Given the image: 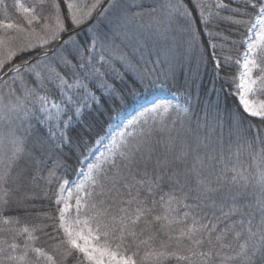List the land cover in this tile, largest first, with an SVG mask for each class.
<instances>
[{"label":"snow or ice","instance_id":"obj_1","mask_svg":"<svg viewBox=\"0 0 264 264\" xmlns=\"http://www.w3.org/2000/svg\"><path fill=\"white\" fill-rule=\"evenodd\" d=\"M46 2L47 0H38V4L25 7L17 0L18 10L24 14V24L13 23L10 19L0 20V30L3 33L0 34V71L18 54L43 49L35 57L30 56L21 64L8 69L12 82L21 81L23 96H15L13 100L11 97L15 90L9 89L10 98L5 102L4 96L0 95V186L15 185L17 191L23 186L28 173L39 163L36 149L37 144L42 142L34 140L31 121L57 126L56 131L49 128V136H59L58 148L67 145L77 150L84 148L91 151L88 141L82 138L73 141L67 129L73 116H79L82 107L87 106V99H95L85 81L99 73L95 67H92L91 72L86 70V55L90 56L91 52L95 51L97 43L100 44L102 52L111 57V60H105V56L101 55L100 59L109 63L112 71L119 72L112 64L115 60L125 68L138 71L139 83H143L150 75L147 70L136 69L108 33L93 32L96 25L88 28V31L93 33L90 45H85L81 50V45L75 41L71 32L94 18L93 13L101 7V0L84 6L76 0H51L48 5L51 11L48 15H42ZM235 2L236 0H228L227 3L217 2L210 6L205 0H187V3L184 0H176L175 3L169 0L162 6L161 16L149 14L146 25L145 13H130L131 8L143 6L133 4L124 12V20L131 24L139 18L141 26L159 29L170 27L179 19L182 21L181 28L187 36L189 47L207 45L213 50L209 53L213 58L216 45L211 43V40H204L202 35H214L208 29L210 16L214 15L245 28L246 35L240 41L245 46V51L236 61L238 65H241L242 61L243 70L236 78H232V91L227 94L236 97L240 108L250 118L264 121V102L253 99L258 92L264 91V0H242V7L232 8L231 4ZM61 4L66 8V15L61 11ZM0 5L6 10L5 0H0ZM37 7L41 14L37 13ZM110 7L117 5L110 3ZM107 11L108 9H105V12ZM155 11L152 10L153 13ZM223 11H230L233 15L221 16ZM105 12L99 15L104 16ZM196 12H199V16L195 15ZM234 16L241 18L234 19ZM66 20L70 22L71 28L65 23ZM37 24L40 25L39 29L34 26ZM62 34L68 36V39L62 40ZM14 41L18 43L14 45ZM53 43L72 44L77 51L75 58L78 62L73 64L66 57L57 59L54 54L50 55L48 46ZM5 50L6 54H3ZM229 60L230 57H225L226 67L229 66ZM213 62L219 69L221 61L214 59ZM56 64L71 68V76L62 75ZM21 69L33 77L36 87L30 88L24 84V77L20 75ZM254 70L260 75L254 76ZM0 81H3V77H0ZM224 82H229L227 77ZM49 85L59 92V101L50 98ZM81 89L83 96L78 95ZM41 92L44 94L41 95ZM69 112L72 115H69ZM186 112L188 108L171 105L168 101L153 102L140 113V117L145 113L152 115L151 124L140 117L129 120L112 135L106 149L107 155L102 153V160L89 164L87 171L78 173V176L82 177L79 183L63 180L59 186L56 203L58 206L63 205L58 207L57 211L58 228L63 231L65 237L61 243L67 246L63 254L65 257L71 256L72 250H75L82 254V264H101L103 258H107L109 264H138L134 257L143 245L151 250L145 252L139 264L144 261H149L150 264H164L173 257L178 264L180 261L185 264H232L237 260L239 264H264V136L261 129L254 130L252 139L238 143L235 152L229 142L225 156L223 134L216 135L215 128H211L202 136L199 122L195 128H192L190 123L185 128L183 114ZM173 113V127L179 122L183 132L178 131L176 136L170 135L163 157L157 156L153 160L156 146L162 143V140L153 139L154 133H163L167 119ZM65 116L68 118L64 119ZM137 124H140L139 128L136 127ZM61 125L62 127H59ZM103 139L104 137H98L95 143L99 144ZM254 144L258 145L255 151ZM215 145H219V153L216 152ZM245 146L252 156V165L249 167L254 168V172H250L248 167L242 166L239 161ZM233 156L236 157V163H232ZM149 165H152L151 171ZM250 183L259 189L254 204L249 202L251 194L247 189ZM166 184L179 185L181 191L185 188L187 191L179 200L172 193H164L156 199L157 192L162 191V185ZM73 187L76 190L75 195ZM174 191L173 188L172 192ZM190 196L195 203L182 204L183 200L189 199ZM29 198L31 197L25 195L15 200L11 187H0V213L10 210L13 202L15 208L12 210L27 211L22 201ZM73 200L74 205L71 203ZM176 204H182L192 211H186L182 217H178L175 215ZM205 207L213 210L211 217L198 214ZM157 208L161 210L160 214H157ZM225 208L228 210L225 211ZM73 210L76 216L71 218ZM217 210L220 212L219 216L215 215ZM234 216H239V219L233 220ZM189 219L190 224L187 223ZM0 222L11 224L18 221L2 217ZM221 223L225 226L218 228ZM178 225L184 226L174 227ZM37 230H42L39 225L31 229H21L23 233H28L29 241L38 239L33 235ZM145 232L151 234L145 239H140ZM161 234L166 239L160 240L158 248H153V242ZM229 235L232 240H228ZM233 241L237 242L239 251L234 255H227L224 250L232 249ZM133 245L136 251L125 255ZM205 246L206 250L202 251ZM7 247L15 250L19 246L12 243ZM55 247L59 248L60 245ZM29 250L35 253L38 260L43 258V264H58L54 254H49L29 242L24 244V252L21 255L0 256V264H5L6 261H25ZM5 251L4 247H0V254Z\"/></svg>","mask_w":264,"mask_h":264},{"label":"trees","instance_id":"obj_2","mask_svg":"<svg viewBox=\"0 0 264 264\" xmlns=\"http://www.w3.org/2000/svg\"><path fill=\"white\" fill-rule=\"evenodd\" d=\"M139 1L136 5H142L143 7L131 8L130 13H145V25L149 19V14L156 15L152 10L158 7L163 11L162 6L166 4L162 3L161 0H141L140 3ZM94 2L95 0H78V4L82 6L91 5ZM175 2L173 1V3ZM184 2L187 3V0H184ZM227 2L228 0L224 1V3ZM19 4L27 7L38 4V0H19ZM50 4L51 0H47L42 15H48L51 11L50 7H48ZM5 5L7 6L6 10L3 5H0V20L10 19L13 23H25L23 12L18 10L17 0H5ZM128 6L129 4L124 10H120V8L110 7L109 2L101 11L105 12V9H108L104 16L98 15L94 22L80 29H75L71 34L75 37V41L81 45V50H83V47L90 45L92 40L93 33H90L88 28L96 25L93 32L96 34L108 33L115 45L127 55L135 68L147 70L150 75L143 83H139L138 71L125 68L120 62L115 60L112 61V64H114L119 72L112 71L110 64L100 59L101 55L105 56V60H111V57L102 52L100 44L97 43L95 51L91 52L90 56L86 55V60L88 61L86 70L91 72L92 67H95L99 70V73L85 82L89 84L98 96L95 100L88 103L86 107H82L79 116H73L67 129L68 135L71 136L73 141L82 138L88 141V148L92 150L96 145L95 141L98 137L106 135L108 128L114 123L116 117L128 111L139 95L146 90L151 93L157 89L162 90L165 94L181 96L183 98L180 97L183 101L180 107L188 108V112L183 114L185 128L189 126V123L192 128H195L197 122H199L201 125L200 134L202 136L211 128H215L216 135L222 133L225 156H227L229 142H231L232 150L235 152L238 143H244L245 140L253 138L256 128L261 129V134L264 136V121L258 118H250L240 108L236 97L227 94L232 91L230 87L232 78H236L240 73V65L236 61L241 58V55L245 51V46L240 43L246 35L245 28L242 26L238 27L230 21L219 19L214 15L210 16L208 29L214 35L212 37H208L207 34L202 35L204 40H211V43L216 45L215 57L213 58L209 56V53L213 50L207 45L189 47L187 36L181 28V20H176L170 27H161L159 29L141 26L139 18L135 22L128 24L124 20V12L128 10ZM231 7H242V0H236L235 3L231 4ZM189 8L191 9V5H189ZM36 11L38 14H41L39 7H37ZM61 11L66 15V8L63 4H61ZM195 15L199 16V12H196ZM220 15L227 17L233 15V13L223 11ZM240 18L239 16H234V19ZM243 18L247 19V17ZM65 23L71 28L69 21L66 20ZM34 26L37 29L40 27L39 24ZM9 33L11 34V30H9ZM0 34H3L2 30H0ZM67 39L68 36L63 40ZM13 43L15 45L18 41H14ZM55 44L49 45L48 49L53 48ZM42 51L43 49H39L37 52L18 54L5 66L2 72L13 65L21 64L22 61L29 59L30 56L34 57ZM4 54H6V50ZM51 54H54L57 59L66 57L73 64L78 62L75 58L77 51L72 44H60ZM225 57H230L228 61L229 66L227 67L224 64ZM214 59L221 61L219 69L216 68L213 62ZM56 67L62 75L71 76V68H65L59 64H56ZM256 73L260 75L257 70ZM20 75L24 77V84L28 87H36L33 77L26 71L21 69ZM10 76L11 74L3 79L7 83L0 82V95L4 96L5 102L10 98L9 89L15 90V94L11 99L14 100L15 96H23L21 81L12 82ZM225 77L228 78V83L224 82ZM69 82H71V79ZM101 84L105 86L102 89H98V86ZM48 87L51 89L48 93L50 98L59 101V92L53 89L52 85ZM82 92L83 90L81 89L79 94ZM43 94L41 92V95ZM257 97L264 99V91L258 92ZM69 115H72V113L69 112ZM174 119L175 114L173 113L168 117L167 126L163 133H154L153 139L162 140V143L156 146V154H154L153 160L157 156L163 157L165 145L170 135L176 136L178 131L183 132L179 122L173 127ZM144 120H147L151 124L152 115H149ZM31 123L34 128V140L42 142L37 144L36 149V156L39 161L38 166L28 173L19 191L15 190V185L0 186L11 187L15 200L25 195L31 198L22 201L27 211L12 210L15 208V203L13 202L10 205V210L0 213V218L10 217L14 221H18L11 224L0 222V247L6 249L5 253L0 254V256L7 254L21 255L24 252V244L29 242L33 243L35 247L43 248L49 254H54L58 264H82V254L75 250H72L71 256L65 257L63 255L67 250V246L61 243L65 237L63 231L58 228L57 209L61 205H57L56 197L59 194V186L63 180L74 181L76 179L83 166V161L90 151L84 148L77 150L67 145L58 148L57 145L60 143L59 136H49V128L56 131L53 125L47 123L40 124L35 120L31 121ZM139 127L140 124L137 128ZM215 147L216 152L219 153V145H215ZM257 147L258 145L254 144L253 151ZM239 161L242 162V166L248 167L250 172H254V168L249 167L252 165V156L246 146L239 156ZM232 163H236L235 156L232 158ZM58 164L61 166H57ZM151 168L152 165H149V171H151ZM173 188L175 189L174 193L172 192ZM186 191L187 188L181 191L179 185H162V191L157 192L156 199H159L160 195L164 193H172L179 200ZM247 191L251 194L249 202L254 204L259 195V189L250 183ZM194 203L195 201L191 196L182 202V204L188 205ZM182 204L174 205L177 209L175 215L178 217H182L186 211H192L189 208L183 207ZM224 210L227 211L228 209L225 208ZM160 211L157 208V214H160ZM198 214L201 216L207 214L208 217H211L213 210L205 207ZM215 215L219 216L220 212L217 210ZM232 219L238 220L239 216H234ZM258 219L259 216H257ZM187 223L190 224L191 219ZM35 225H39L42 230H37L33 233V235L38 237L37 240L29 241L28 233H23L21 229L24 227L31 229ZM182 226L184 225L174 227ZM224 226V223H221L218 225V228H223ZM150 234L149 232H145L140 239H145ZM52 237H55V239H52ZM163 239H166V237L163 234L159 235L153 242L152 247L158 248L160 240ZM228 240H232L231 235H229ZM240 242L242 243L243 241ZM12 243L17 244L19 247L15 250L8 248L7 246ZM101 243H103V238L101 239ZM233 244L234 247L232 249L224 250L227 255H234L235 252L239 251V247L236 246L237 242L233 241ZM55 245H60V247L56 248ZM150 250L151 248L143 245L140 246L138 255L134 257L138 261V264L145 252ZM201 250H206V246ZM133 251H136L135 245L125 255H131ZM33 262L35 264H43V258L38 260L35 253L29 250L28 258L25 261H6L5 264H33ZM143 264H150V262L144 261ZM164 264H178V262L173 257L165 261ZM179 264H185V262L180 261ZM232 264H239V261H233Z\"/></svg>","mask_w":264,"mask_h":264},{"label":"rangeland","instance_id":"obj_3","mask_svg":"<svg viewBox=\"0 0 264 264\" xmlns=\"http://www.w3.org/2000/svg\"><path fill=\"white\" fill-rule=\"evenodd\" d=\"M112 1H114V0H112ZM112 1H110V3H112ZM116 1H119V0H116ZM140 1H139V3H140ZM224 1L225 0H205V3L207 5H210L211 6V5H214L217 2H224ZM76 2L78 3V0H76ZM137 2H138V0H120V3H119L118 8H120V10H124V8H126V6L128 4L129 5H133V4H137ZM161 2L162 3H167V2H169V0H161ZM171 2H172V0H171ZM114 4H115V2H114ZM154 9L156 10L154 13L157 16L162 15L163 11H162L161 8L155 7ZM98 64H100V63L98 62ZM241 65H242V61H241ZM241 65H240V72L243 70ZM253 75L254 76H258V74L256 73V70L253 71ZM102 88L103 87L98 86V89H102ZM88 89L94 95V97L96 99L98 95L89 86V84H88ZM78 95L83 96L84 95V92H82L81 94H79V92H78ZM180 97L181 96L165 94L160 89H157L156 91L151 92V93L148 92L147 90L144 91L141 95H139L136 98L134 104L132 105V107L128 111H126V112H124V113H122V114H120L119 116L116 117L114 123L108 128V131L106 133V134H109V135L103 136L104 139H103V141L101 143H99V144L96 143L95 147L89 152L88 156L83 161V166L81 167L79 173L81 171H87V166L89 164H94V163H97L98 160H102V157H101V154L102 153H104L105 155H107L106 149H107V147H108V145L110 143V140H111L112 135H114L116 131H118L125 124H127V122L129 120H133V119H136L137 117H140V113L144 112V110L146 108L150 107L153 102L168 101L171 105H179V106H181L183 104V101H182L183 98L181 97L182 98L181 99ZM95 99H91V98L87 99V104L90 103L91 101L95 100ZM253 99L255 101H257V102H264V99H261V98L257 97V94L253 97ZM148 116H149V114L148 113H145L144 116L140 117V119L141 120H144ZM63 118L64 119H67L68 117L65 116ZM52 125H53L54 129L57 130V126H55L54 124H52ZM138 125L139 124H137L136 127ZM59 127H62V125L59 126ZM129 131L131 132L132 129L130 128ZM80 179H82V177L77 176L76 179L73 182L79 183ZM72 191H73V194L75 195V191L76 190H75L74 187H73ZM81 194H83V193H81ZM65 196H67V193H65ZM71 203L74 205V203H75L74 200ZM62 206L63 205H61V207ZM75 216H76V213L73 210L71 212V218H74ZM81 218H83V217H81ZM101 264H109L107 258H103L101 260Z\"/></svg>","mask_w":264,"mask_h":264},{"label":"water","instance_id":"obj_4","mask_svg":"<svg viewBox=\"0 0 264 264\" xmlns=\"http://www.w3.org/2000/svg\"><path fill=\"white\" fill-rule=\"evenodd\" d=\"M107 2H108V0H104V2L102 3L101 7L99 8V10H101V9L105 6V4H106ZM88 24H89V22H88L87 24H85V25H88ZM85 25H84V26H85ZM82 27H83V26H82ZM80 28H81V27H80ZM78 29H79V28H78ZM65 37H66V35H64V36L62 37V40H63ZM59 45H60V43H56V45L54 46V48L48 50L49 53L53 52V50L56 49ZM12 67H13V66H12ZM10 68H11V67H10ZM8 74H10V73H9L8 70H7L4 74H1L0 77H3V79H4Z\"/></svg>","mask_w":264,"mask_h":264},{"label":"bare ground","instance_id":"obj_5","mask_svg":"<svg viewBox=\"0 0 264 264\" xmlns=\"http://www.w3.org/2000/svg\"><path fill=\"white\" fill-rule=\"evenodd\" d=\"M109 1H112V0H109ZM175 2V0H172V2ZM114 2H115V4L117 5V7H114V8H118V6H119V3H120V0L119 1H116V0H114V1H112V3L114 4ZM101 11H102V9L101 10H97L94 14H93V19L91 20V21H89V24L90 23H92V22H94V20H95V18L101 13ZM9 69V68H8ZM8 69H6L5 71H0V73H2V74H4ZM1 82V81H0Z\"/></svg>","mask_w":264,"mask_h":264}]
</instances>
